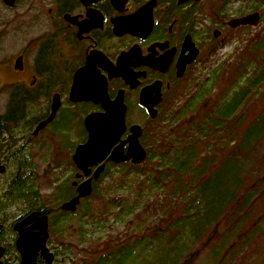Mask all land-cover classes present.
<instances>
[{"label": "rangeland", "instance_id": "rangeland-1", "mask_svg": "<svg viewBox=\"0 0 264 264\" xmlns=\"http://www.w3.org/2000/svg\"><path fill=\"white\" fill-rule=\"evenodd\" d=\"M49 5V0H19L9 8L0 0V112L16 77L9 67L20 52L27 67H31L37 39L43 36L45 25L52 18L48 14ZM253 12L260 16L258 23L237 28L227 25L224 42L190 70L181 82L176 102L162 103L159 116L150 127L154 131L150 135L154 137V144L181 121L223 112L233 91L256 71L255 65L250 66V58L245 57V50L254 35L264 33V1L227 0V22L240 13ZM241 65L244 68L241 69ZM249 92L237 114L240 115L237 128L227 136L225 123L222 137H216L219 145L214 147V154L227 155V148H238L239 143L248 153L250 168L256 172L243 175L247 190L245 204H238L236 211L227 213L226 210L212 220L206 215L210 207L215 206L213 196L210 193L203 196L201 188L193 184L192 176L181 184L166 186L154 179L148 182L147 174L144 177L133 175L128 164L111 165L96 181L94 192L80 201L75 212L66 214L61 223L52 226L50 239L57 251L55 263L264 264V129H259L258 139L252 145L244 147L241 143L242 133L261 123L264 77L253 84ZM32 93L38 116L44 113L53 93L61 96L63 103L55 127L64 128L74 117L69 112L65 118V91L34 90ZM143 118L140 109L130 102L128 119L140 123ZM78 122L75 116L65 133H48L47 146L43 140H37L40 147L31 154L30 165L40 200L49 209L60 210L63 201L58 200L60 194L74 195L70 187L76 169L71 157L75 146L83 140ZM228 140H231L229 145ZM148 146L149 149L151 146ZM149 150L153 153V149ZM219 159L218 156L215 163L212 162L214 169ZM156 164L152 159L143 169ZM16 208L22 210L21 206H13L10 213L19 214ZM125 247L129 248V253L123 255V259L112 258L111 255Z\"/></svg>", "mask_w": 264, "mask_h": 264}, {"label": "flooded vegetation", "instance_id": "flooded-vegetation-1", "mask_svg": "<svg viewBox=\"0 0 264 264\" xmlns=\"http://www.w3.org/2000/svg\"><path fill=\"white\" fill-rule=\"evenodd\" d=\"M49 1L48 14L52 18L47 21L43 36L37 39L31 67H27L21 52L15 58L21 59L20 68L15 67V60L9 67L16 77L8 90H14L13 98L7 97L0 112V166L4 167L0 186L11 155L18 156L31 168V154L40 147L37 140H43L47 146L48 133H65L75 116L83 137L79 144H84L87 140L85 117L103 112L101 105L95 102H123L125 129L115 147L128 139L132 126H138L141 131L138 143L147 155L144 138L161 111L162 103L176 102L181 93V82L201 58L212 55L224 42L227 25L231 27V21L254 13H240L227 22V0ZM191 57L192 60L182 67L183 62ZM76 72H80L78 83L82 99L73 103L69 93ZM34 90L65 91V118L69 112L74 117L64 128L54 126L63 103L58 93L55 94L59 96L60 106L53 120L36 134L37 125L49 115L52 96L47 100L44 113L30 121L25 115L9 113L12 102L24 100L36 104ZM22 94L27 98L22 99ZM130 102L143 113L140 123H132L128 119ZM139 102H160L154 108L156 116L151 119ZM127 149L128 143H125L122 146L124 154ZM110 164L114 165L106 162L103 171ZM121 164L132 165L130 161ZM97 167L90 168L89 177ZM84 180L76 169L71 182L76 184L71 185L74 194L71 198L76 196V186ZM97 180L91 181L92 190ZM44 209L43 212L19 213L7 222L0 221L1 264H21L15 248L18 235L13 226L34 212L46 217L45 248L54 257L52 264H56L57 251L51 242L50 230L54 224L62 222L65 213H71L47 206ZM55 218L58 219L56 222ZM32 224L34 222L25 228ZM35 262L45 264L40 255Z\"/></svg>", "mask_w": 264, "mask_h": 264}, {"label": "trees", "instance_id": "trees-1", "mask_svg": "<svg viewBox=\"0 0 264 264\" xmlns=\"http://www.w3.org/2000/svg\"><path fill=\"white\" fill-rule=\"evenodd\" d=\"M245 57L250 58V66L255 65L256 71H253L250 78L244 79L245 83L243 85L233 91L224 106L223 112H210L209 115L203 114V116L201 115L197 118L192 117L188 121H181L173 129L169 130L168 134H164L163 139L161 141L158 140L160 142L157 144H154V137L150 136L154 133L153 128H151L146 132L144 138L147 151L144 164L152 159L157 164L148 170L143 169V163L140 165H129V170L133 175H142L144 177L147 174L149 176L148 182L154 179V181L164 183L166 186L169 184L174 186L175 183L178 184L187 179L188 176H192V180L195 181L193 184L201 188L200 193L203 196L206 193H210L213 196L212 200L215 206L213 208L210 207L209 213L206 215L207 218L212 220L226 210L227 213L230 210L236 211L239 208L238 204L246 203L247 199L244 195L247 190H245L243 185V175L244 173L249 175L256 172L250 168L251 164L247 159L248 153H245V150L243 151V146H239V143L237 144L238 148H227V155H224V152L221 155L214 154L216 151L214 147L219 145L216 137H222L225 123L227 124V136H230L234 132V127L235 129L237 128L236 125L240 120V115L237 116V114L244 106V101L250 93V87L264 77V33H258L250 39V43L245 50ZM240 68H244V65H241ZM260 70L262 71L260 72ZM9 94L8 98L12 99L14 90L11 89ZM25 98H27V95L22 94V99ZM37 112L35 102L22 100L12 102L9 113L11 115H25L30 121L31 118L38 117ZM259 121L261 123L258 126H253L250 130L247 129L242 133L241 143L244 147L252 145L258 139L259 129H264V114ZM169 136L171 137L167 140L164 139ZM230 141H227V145H229ZM148 145L153 149V153L149 150L150 148H147L149 147ZM218 156L220 157L219 163L216 165L217 168L214 169L212 162L215 163ZM111 165L115 166L113 164L109 166ZM124 165L120 164L117 166L123 167ZM109 166L105 167L100 176L101 178ZM7 168L5 175L2 177L3 185L0 186V213L3 214L2 216L0 215V221L7 222L16 216L14 214L17 212L10 213L9 211L13 206L22 207L21 211L16 208L18 213L32 210L45 211L30 166L22 162L18 156L14 157V155H11ZM97 183L95 182L94 185ZM70 190H72V187H70ZM67 193L60 194L61 196H58V200L64 201L67 198H71L70 192L68 195ZM121 249L116 254L111 255L113 259L115 258L119 261L123 259V255L126 256L129 253V248Z\"/></svg>", "mask_w": 264, "mask_h": 264}, {"label": "water", "instance_id": "water-1", "mask_svg": "<svg viewBox=\"0 0 264 264\" xmlns=\"http://www.w3.org/2000/svg\"><path fill=\"white\" fill-rule=\"evenodd\" d=\"M16 0H2V3L7 7H12ZM264 1V0H263ZM259 21V14L253 13L241 18L231 21V28L239 26H254ZM192 57L185 60L182 64L189 63ZM21 59L15 60V67L20 68ZM80 72L74 75V84L69 93V99L75 103L82 98L79 96L78 79ZM101 105L103 112L92 113L85 117L84 125L87 131V140L84 144L76 146L71 160L75 168L81 173L85 180L76 186V196L66 200L61 206L60 210L73 213L81 199L88 197L92 193L91 181L97 180L99 175L103 172L104 164L112 162L114 164H121L130 161L132 165H140L145 161L146 152L139 145L138 138L141 131L138 126L130 128V136L124 142L118 143L121 134L123 133L125 106L123 102H95ZM160 102H139L153 119L156 116L155 106ZM60 106L58 94L52 95L50 112L48 117L41 121L35 128L34 134L44 128L50 123ZM128 143L127 152L124 154L122 146ZM112 150V151H111ZM98 165L91 177L90 168ZM4 172V167L0 166V174ZM75 186V182L71 184ZM34 222L30 227L25 228L30 223ZM13 230L17 232V239L15 248L21 260V264H36L38 255L42 257L45 264H52L53 255L45 248V241L47 238L46 232V217L39 216L38 212L31 213L23 221L16 223ZM0 250V257H1ZM1 264V262H0Z\"/></svg>", "mask_w": 264, "mask_h": 264}]
</instances>
